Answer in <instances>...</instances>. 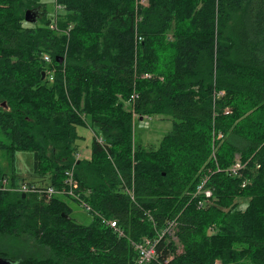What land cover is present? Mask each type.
I'll use <instances>...</instances> for the list:
<instances>
[{"label":"trees","instance_id":"obj_1","mask_svg":"<svg viewBox=\"0 0 264 264\" xmlns=\"http://www.w3.org/2000/svg\"><path fill=\"white\" fill-rule=\"evenodd\" d=\"M54 1L52 15L42 0H0V185L32 152L29 183L62 185L73 167L93 218L77 222L62 196L0 188V257L136 264L132 242L176 218L177 243L161 239L147 264H264V0ZM133 114L171 120L156 147L135 141ZM206 171L201 207L191 191Z\"/></svg>","mask_w":264,"mask_h":264},{"label":"built area","instance_id":"obj_2","mask_svg":"<svg viewBox=\"0 0 264 264\" xmlns=\"http://www.w3.org/2000/svg\"><path fill=\"white\" fill-rule=\"evenodd\" d=\"M139 3L145 4V0H138ZM56 8H60L59 6H56ZM55 22H53L50 26L52 28H56ZM43 59L46 63H50V57L45 54L43 56ZM48 73L49 80L52 79V70L48 69L46 71ZM146 76H149L146 74ZM132 98H134V95H132ZM228 112V111H227ZM135 117L136 115L133 114ZM149 118V117H146ZM221 137V134L219 133L217 135V138ZM99 142H101V139L96 137ZM77 156H80L78 154ZM212 158H215L214 151L211 154ZM242 163L239 160V157H236L235 163L230 167V171L232 173H236L239 171V169L242 168ZM207 179H208V171L203 173L201 175V178L199 182L196 184L195 188L191 191V196L193 198L197 199V202L199 206L203 207L206 204L210 203L211 197H212V189L207 185ZM245 183V182H244ZM244 183L242 186H244ZM1 189H7L13 192H18L22 194H33L35 197L42 201V202H49L53 197L55 196H62V197H69L78 202V204L87 209L91 210L90 206L87 204V202L81 197L79 192V181L75 177L73 167L68 168L64 172V179L62 185L54 186V185H48V184H38V183H29V182H15L14 184H10L9 180L7 178H3L0 185ZM125 193L129 196V198L132 201H135V192L133 185L126 186L124 188ZM145 215L152 218L148 212H145ZM103 221L108 224L109 226L116 228L117 224L113 220H104ZM176 218H168L165 221V226L163 229L158 230L156 235L154 237H148L144 236L140 240L132 242V246L137 252V260L136 264H147L149 261H151L154 257L157 255V244L158 242L165 238L166 236L170 237L172 240H174L175 243H177V238L175 236V229H176ZM119 235H122V232L119 230ZM181 247L178 245L176 252H180ZM172 255L170 256V258Z\"/></svg>","mask_w":264,"mask_h":264},{"label":"rangeland","instance_id":"obj_3","mask_svg":"<svg viewBox=\"0 0 264 264\" xmlns=\"http://www.w3.org/2000/svg\"><path fill=\"white\" fill-rule=\"evenodd\" d=\"M47 8V10L53 15L56 13H61L60 8H56L54 0H42ZM35 23H38V19ZM133 135L135 141H140L145 147L154 146L156 147L160 142L164 134H166L171 127V120L167 117L162 116H151L149 118L138 119L137 116L134 117L133 121ZM79 133L83 134L85 139L79 142V154L84 158H89L91 154L90 143L92 137H94V128L88 126L79 127ZM213 152V147H212ZM211 152V154H212ZM85 155V156H84ZM33 163V154L29 151L18 152L16 154V173L18 177V182H29L35 178L31 177ZM0 169L7 170L6 161L2 156L0 151ZM8 179V178H7ZM36 181V180H34ZM66 202L71 208V216L81 224H89L93 218V214L90 210L81 207L78 202L72 198L66 197ZM237 208L243 209L247 203L245 198H237L236 200Z\"/></svg>","mask_w":264,"mask_h":264},{"label":"water","instance_id":"obj_4","mask_svg":"<svg viewBox=\"0 0 264 264\" xmlns=\"http://www.w3.org/2000/svg\"><path fill=\"white\" fill-rule=\"evenodd\" d=\"M40 16V9L39 7L37 8H34V9H28L25 11L24 13V19L26 22H30V23H35L37 21V19L39 18ZM63 61V57H61L60 60H58V62H62ZM45 78V72H41V79H44ZM3 106H5V103L2 104ZM142 119V117L140 118ZM24 196V194H23ZM64 215V214H62ZM66 218H69L68 215H65ZM0 264H20L19 262L17 261H13L11 259H7V258H3V257H0Z\"/></svg>","mask_w":264,"mask_h":264},{"label":"crops","instance_id":"obj_5","mask_svg":"<svg viewBox=\"0 0 264 264\" xmlns=\"http://www.w3.org/2000/svg\"><path fill=\"white\" fill-rule=\"evenodd\" d=\"M85 156V155H84Z\"/></svg>","mask_w":264,"mask_h":264}]
</instances>
